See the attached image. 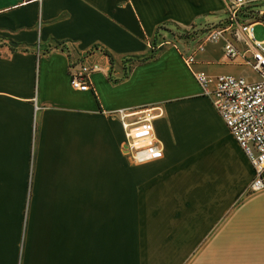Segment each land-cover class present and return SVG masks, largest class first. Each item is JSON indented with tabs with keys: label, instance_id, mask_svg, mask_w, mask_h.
Masks as SVG:
<instances>
[{
	"label": "crops",
	"instance_id": "0c3cea01",
	"mask_svg": "<svg viewBox=\"0 0 264 264\" xmlns=\"http://www.w3.org/2000/svg\"><path fill=\"white\" fill-rule=\"evenodd\" d=\"M223 16L222 0H0V264H264V188L191 74L247 64L220 39L190 68L176 44L122 68L163 25L198 39ZM80 60L99 67L85 90ZM144 108L160 155L135 162L120 117Z\"/></svg>",
	"mask_w": 264,
	"mask_h": 264
},
{
	"label": "built area",
	"instance_id": "2783aa9c",
	"mask_svg": "<svg viewBox=\"0 0 264 264\" xmlns=\"http://www.w3.org/2000/svg\"><path fill=\"white\" fill-rule=\"evenodd\" d=\"M224 16L217 22L202 28L201 36L187 53L182 52L184 64L190 68L193 53L205 42L222 39V55L231 61L242 59L258 75L247 79L230 73L213 76L203 70L191 69V74L200 91L207 94L228 131L237 142L252 169L248 184L251 191L263 189L264 181V37L256 40L252 26H264V0H222ZM236 42L244 48L240 50ZM95 62L80 60L68 67V81L72 88L85 90L89 87V73L98 70ZM155 114L150 108L123 113L133 117L122 120L127 137L126 147L135 162L149 160L160 155V148L154 142L149 122Z\"/></svg>",
	"mask_w": 264,
	"mask_h": 264
},
{
	"label": "rangeland",
	"instance_id": "374dc122",
	"mask_svg": "<svg viewBox=\"0 0 264 264\" xmlns=\"http://www.w3.org/2000/svg\"><path fill=\"white\" fill-rule=\"evenodd\" d=\"M192 28L193 27H191V25L186 27H181L173 24L163 25V27L159 28V30H156L155 36H153V38L149 40V43L152 44V47L151 49H149V51L146 52L145 55L149 53L157 54L158 52H160V50L164 49L165 47L172 46V44H176L177 46H179V48L182 50L183 53H187L188 51L182 48L183 43H187V41L189 40H190L189 42H193V40H195L196 37L198 36L197 34L195 35L196 31ZM252 34L256 40L262 39L264 37V26L255 23L252 26ZM219 40L220 39L218 38L215 41H219ZM209 42H214V41H209ZM138 58L140 57L131 58L129 60L124 59L122 61L123 71L125 72L130 66L137 63ZM236 69L238 73H240L242 76H244L247 79L258 78V75H256L255 72L251 70L250 66L248 65L241 64L238 67H236ZM240 74H236V75H240Z\"/></svg>",
	"mask_w": 264,
	"mask_h": 264
},
{
	"label": "trees",
	"instance_id": "16d2710c",
	"mask_svg": "<svg viewBox=\"0 0 264 264\" xmlns=\"http://www.w3.org/2000/svg\"><path fill=\"white\" fill-rule=\"evenodd\" d=\"M106 53V52H105ZM107 54V53H106ZM154 56V54L152 53H149L147 55H144V56H141L140 58H138V62H142V61H145L149 58H152Z\"/></svg>",
	"mask_w": 264,
	"mask_h": 264
}]
</instances>
